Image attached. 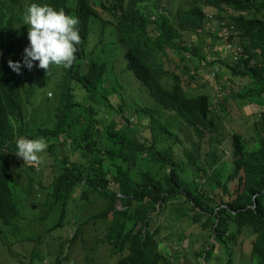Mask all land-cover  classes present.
<instances>
[{"label": "trees", "instance_id": "1", "mask_svg": "<svg viewBox=\"0 0 264 264\" xmlns=\"http://www.w3.org/2000/svg\"><path fill=\"white\" fill-rule=\"evenodd\" d=\"M33 3L79 18L81 43L75 45L78 51L70 68L50 65L47 75L38 68V62L31 70L22 67L19 74L9 67L10 60L22 63L24 49L29 46L30 26L23 17ZM148 3L0 0V248L9 257L14 258V241L7 236L18 231L20 204L41 187L43 204L56 217L53 230L73 228L64 242L67 250L75 238H84L82 225L87 219L104 226L103 235L84 253L88 257L97 244L107 242L103 264H172V255L157 246L161 225L150 223L149 216L156 211L168 215L166 220L171 219L170 224L177 228L184 227L177 223L186 217L212 237L199 243L194 258L208 261L217 245L224 254L222 264H231L232 246L245 239L249 264H264V109L252 123V134L244 137L221 123L218 111L225 107L224 97L212 101L204 92L184 93L177 72L163 65L168 51L185 54L206 68V79L219 80L221 73L245 79L246 90L231 95L243 105L261 104L264 0H188V6H179L171 14L161 0L152 1L151 10ZM212 19L218 27L215 32L205 27ZM91 22L99 30L108 22L114 27L117 41L125 48L124 68L154 103L133 109L138 121L144 120L149 139L134 136L124 124L129 119L122 116L123 102H119L120 109L110 104L113 91L103 83L108 79L109 63L87 55ZM200 35L204 36L201 44ZM219 40L231 47L229 62L214 55ZM200 49L207 50L206 54ZM183 74L190 80L195 77L187 71ZM168 77L171 80L166 85L162 79ZM51 83L56 93L52 123L28 125L26 105L36 98L37 88L45 94ZM99 104L113 109V117L106 122L99 118L101 115L95 117V105ZM187 130L191 132L188 137ZM157 134L161 137L155 139ZM21 137L44 139L48 154H53L56 142L63 141L62 147L76 153L75 159H69L67 153L60 160L53 155L49 165L53 170L52 164L59 168L46 184L30 174L21 179L15 154L16 141ZM176 145L182 146L180 153L175 151ZM222 150H228L227 158H223ZM226 162L230 163L228 169ZM69 203L76 212H71ZM86 204L94 211L83 219L81 210ZM70 213L72 217L78 214V221L71 220ZM60 234L57 231L54 237ZM38 238L28 235L26 239L35 242ZM46 249L44 253L31 249L28 257L22 254L17 259V264H43L48 258H52L51 264H60L65 259L62 250L52 256ZM113 256L114 262L109 260ZM88 260L85 264H91Z\"/></svg>", "mask_w": 264, "mask_h": 264}, {"label": "rangeland", "instance_id": "2", "mask_svg": "<svg viewBox=\"0 0 264 264\" xmlns=\"http://www.w3.org/2000/svg\"><path fill=\"white\" fill-rule=\"evenodd\" d=\"M152 1L149 0V8L152 9ZM159 1V0H158ZM168 12L173 13L175 9L179 6H188V0H161ZM97 22V21H96ZM91 22L92 32H89L88 39L90 47H88L87 55L92 59H98L100 61H105L109 63L110 71L108 73V79L103 83L112 89L113 94L109 96V101L112 106L119 107V102H123L122 106V116L129 119V123H124L129 128V131H133L134 136L141 138H150V134L147 128L144 127L145 122H139L140 119L136 114H134L133 109L137 106H153L154 103L148 96L145 88L124 68L125 59L123 57L124 46L122 43L118 42L116 39V33L114 27L108 22L104 28L99 30L98 25ZM98 23V22H97ZM99 24V23H98ZM205 27L212 29L214 32L218 30L217 23L214 19L205 23ZM208 30V29H206ZM199 43L201 44V38L203 35L199 36ZM192 38V37H191ZM194 42L197 39H193ZM222 40L216 41L215 43V53L217 57L223 58L225 61L231 60V47L230 49L227 45L222 44ZM207 50L200 49V53L205 55ZM177 55L173 51H168L167 58L163 59L164 68L173 70L177 72V76L181 81L183 91L186 94H194L197 92H204L210 96V99L214 101V98L220 100L225 98V107L221 110L219 109L218 114L222 117L221 123L228 130H233L244 135V137L252 134V123L257 120V114L260 110L264 109V100L261 97V104L254 105L248 103L243 105L241 99L235 97L237 92H243L246 90V80L245 79H234L228 76L227 73H221L220 79L217 80L214 77L212 79L205 78V69L200 65L199 61L195 58L189 59L185 54ZM197 67V69H196ZM196 69V71H195ZM183 71H187L190 74H194V79L190 80ZM223 72V71H221ZM220 74V70L218 71ZM56 77L60 75L59 69L54 71ZM166 85L170 83L171 77L163 78ZM245 87H244V86ZM53 83L48 86L46 93L42 88H37L34 93L33 100L26 105V120L32 125H50L52 123L54 103L56 102V93L53 87ZM76 100H79L78 92ZM47 99H46V98ZM38 99V101H37ZM95 105L99 118L103 122L108 121L114 115L113 109L109 107L101 108L102 106ZM132 134V135H133ZM187 137L191 135L189 130L186 131ZM161 137L160 134L154 136L155 139ZM186 137V138H187ZM185 139V138H183ZM225 140L222 141L223 144ZM63 141L56 142V148L53 149V154H48L46 151L42 153L43 162L39 166H32L24 164V161L19 158V167L21 169V179H24V174L32 175L33 179H39L43 184H46L50 180V175L56 172L55 168H59L57 165H53L54 170L50 167V163L55 156L56 159H61L63 153H67L69 159H75L76 153H73L67 147H62ZM205 147V146H204ZM221 147H223L221 145ZM182 146H177L175 151L181 152ZM227 151L222 150L223 158H227ZM56 154V155H55ZM54 155V156H53ZM229 161V160H228ZM45 166V167H44ZM51 168V174L48 170ZM230 163L226 162L225 168L228 169ZM17 170V169H16ZM38 185V184H37ZM35 185V187L37 186ZM38 187V186H37ZM34 189L31 194H29L26 199L23 200L24 205L20 204V218L18 219V231L13 235H8L7 238L13 240L11 245L12 251L14 253V258L8 256L7 252H4L0 248V264H17V259L23 254L28 257L31 249L44 253L48 250L52 251L50 254L55 256L58 250H62L65 259L61 260L60 264H85L87 258L91 264H103L105 256L107 254L108 244L104 242L102 244H97L94 248V253H89L88 257L84 255L87 246H89L94 239L98 236L103 235L106 229L103 225H99V222H92V220L87 219L85 224L82 225L84 231V238H75L73 243L70 245L69 250L66 249L64 242L67 240L68 233H71L73 228L63 227L62 230H53L51 225L54 223L56 217L51 211L47 209V206L43 201V189ZM78 193V186L74 187L72 195L76 197ZM20 203V202H19ZM71 212H76L73 208L72 203H69ZM182 204V203H181ZM119 207V204H116ZM94 211L92 205H85L82 207V218H88L89 212ZM166 214H158L152 212L150 214V223L160 224V231L158 236L160 238L161 247H165L167 252L170 253L172 264H222L224 260V254L219 250L218 246L215 245L214 256L208 261L204 262L200 257L194 258L193 252L197 249L200 242L205 238L209 237L206 230H202L197 224H192L188 218L183 217L179 219L178 223H182L183 228H177L175 225L170 224L171 219L166 220ZM71 220L78 221V214L75 217L71 216ZM73 222V221H72ZM170 224V227L168 226ZM96 227L97 230L94 228ZM51 228V229H50ZM61 232L60 237H54ZM178 232H180V238L178 239ZM96 234V235H95ZM28 235H33V238L37 235L40 236L35 242L27 241ZM1 238V237H0ZM240 240V238L238 239ZM62 243V244H61ZM248 242L244 239L239 246H232L231 251V264H249L248 262ZM160 248V247H159ZM15 252L20 253L16 255ZM92 256V259L90 257ZM117 256V255H116ZM116 256H113L110 261L114 262ZM60 258H62L60 256ZM26 260V259H25ZM52 258H48L43 264H51Z\"/></svg>", "mask_w": 264, "mask_h": 264}, {"label": "clouds", "instance_id": "3", "mask_svg": "<svg viewBox=\"0 0 264 264\" xmlns=\"http://www.w3.org/2000/svg\"><path fill=\"white\" fill-rule=\"evenodd\" d=\"M24 23L29 25V46L24 49L22 63L9 61V67L20 73L22 67L31 70L38 62V68L50 71V65L68 69L75 60L78 51L75 45L81 43L79 35V18L67 15L64 10H55L48 5L31 4L24 14ZM48 145L44 139H27L16 141V155L24 164L39 166L43 162L42 153Z\"/></svg>", "mask_w": 264, "mask_h": 264}, {"label": "water", "instance_id": "4", "mask_svg": "<svg viewBox=\"0 0 264 264\" xmlns=\"http://www.w3.org/2000/svg\"><path fill=\"white\" fill-rule=\"evenodd\" d=\"M118 208H119V207H118ZM157 246L160 247V249H161L162 251L166 250V248H165L164 246L161 247V243H158ZM166 251H167V250H166Z\"/></svg>", "mask_w": 264, "mask_h": 264}]
</instances>
